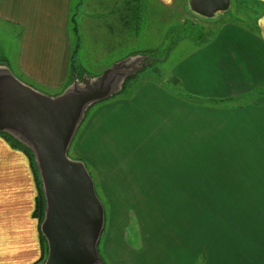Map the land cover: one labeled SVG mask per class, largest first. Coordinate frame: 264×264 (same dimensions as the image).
Instances as JSON below:
<instances>
[{
	"label": "crops",
	"instance_id": "obj_1",
	"mask_svg": "<svg viewBox=\"0 0 264 264\" xmlns=\"http://www.w3.org/2000/svg\"><path fill=\"white\" fill-rule=\"evenodd\" d=\"M73 19L77 63L81 38L109 32L128 45L138 21L129 22V0H0V34L7 27L17 40L19 73L51 97L68 88ZM256 25L224 23L202 42L181 40L164 69L171 82L137 76L129 98L97 105L84 121L71 151L85 166L94 156L112 187L125 182L124 198L142 216L141 227L116 220L111 263L264 264V9ZM3 51L1 70L13 61ZM37 196L28 156L0 137V264H44Z\"/></svg>",
	"mask_w": 264,
	"mask_h": 264
},
{
	"label": "water",
	"instance_id": "obj_2",
	"mask_svg": "<svg viewBox=\"0 0 264 264\" xmlns=\"http://www.w3.org/2000/svg\"><path fill=\"white\" fill-rule=\"evenodd\" d=\"M189 6L198 16L213 19L229 11L231 0H190ZM141 58L149 60L129 58L95 81L84 77L81 89L76 80L57 97L43 95L8 72L0 74V133L16 137L34 152L43 183L47 208L41 232L48 243L44 264H102L98 243L105 228L104 207L85 164L71 159L69 150L88 109L120 93L126 79L120 86L116 81L128 71L130 78L137 74L139 70H130Z\"/></svg>",
	"mask_w": 264,
	"mask_h": 264
},
{
	"label": "rangeland",
	"instance_id": "obj_3",
	"mask_svg": "<svg viewBox=\"0 0 264 264\" xmlns=\"http://www.w3.org/2000/svg\"><path fill=\"white\" fill-rule=\"evenodd\" d=\"M73 1L76 7L79 0ZM189 2L190 0H181V5L163 7L154 0H129V22L131 17L133 19H138V21L135 23H129L132 28L130 27L128 30V45L122 44L124 40L119 41V38L111 35L109 32H105L101 39H93L91 37L81 38L82 49L79 53L77 65L79 67H84L85 69L83 70L87 71L86 79L89 81L97 80L108 69L123 64L125 60L127 61L131 53H146L150 56L147 57L150 58V60L145 58L139 59L140 64L130 70V73L133 74L138 70L141 71L146 68L142 72L138 71V77L142 75L139 78L141 81L146 76L152 75L157 81H160L162 79L161 77H163V79L171 82V77L168 76L169 74H167V71H164V69L171 70L177 62L181 54V47L178 45L181 40L185 41L193 38L199 39L202 42L211 37L215 29L219 27L220 24L224 23H236L241 27L246 26L253 31H257L256 23L264 9L262 7L263 4L257 0H231V6L228 12L220 13L213 19H206L195 14L191 10ZM102 8L103 10H108L109 6L104 5ZM118 9H121L120 5ZM114 25L115 24L113 23V27ZM133 39H135L134 42ZM15 45H17V40H13L10 30L6 27L4 32L0 34V51L5 50L3 51V54L10 56L13 61L8 67H5L6 69L1 70L2 68H0V74L8 72L18 81H20L21 78L24 82L42 92L43 95L46 94L45 96L47 97L56 95L54 93L55 91L42 89L33 83H29L21 76L16 67L15 56L13 55L17 50V46ZM150 51H152V53L154 52V54H151ZM129 75L128 71L127 76L117 80L116 84L120 86V84L122 85L123 80L126 79L123 83L126 85L130 78ZM133 78L134 77L131 79ZM83 79H79L75 83L80 89L84 87ZM75 84L73 83V86ZM29 85L28 87H30ZM73 86H71V88ZM118 92L119 91L116 93ZM132 94L133 88L129 90L128 82L123 93L117 94L112 99H125L129 98ZM90 115L88 116V119ZM75 143L78 144L75 140L71 146L74 147ZM23 144L26 145L25 143ZM72 147H70L69 150V157L74 160L76 158L71 151ZM96 160L97 159H95L94 156L89 155V164L86 163V168L92 177L97 196L100 199L105 212V228L98 243V252L102 264H114L111 263L113 261L110 262L108 256V259L105 257V253L108 254L109 246L111 247L110 239L116 236L112 233L114 227L116 228V220L123 219L125 222H130L131 220L137 225V227H141L139 224L142 220V216L141 211H135V209H133L135 206V204L133 206V202L135 203L136 199L124 198L125 193L123 192V189L126 183L118 182L114 188L110 181H104L105 178L109 177L103 173L101 174ZM121 193L122 195H120ZM126 206H129V213L126 212ZM139 206L140 205L138 204V207ZM130 234L131 230H129V236ZM141 235L142 229L138 228V230L135 231L134 238L140 239ZM45 258H47V256Z\"/></svg>",
	"mask_w": 264,
	"mask_h": 264
},
{
	"label": "trees",
	"instance_id": "obj_4",
	"mask_svg": "<svg viewBox=\"0 0 264 264\" xmlns=\"http://www.w3.org/2000/svg\"><path fill=\"white\" fill-rule=\"evenodd\" d=\"M72 23H73V34L75 36V42L76 43H75V50L73 51V55H72L71 72H70L69 81L67 83L68 87H70L76 80L83 79L87 75V71L83 70V68H81V67H79L77 65L76 55H77L78 49L80 47V37H79V33H78L77 23H76V21L74 19H73ZM150 53L154 54V52L152 53V51H150ZM142 56L150 57L146 53H142ZM149 60H150V58H149ZM0 63H6V60L3 59V58H0ZM145 69L146 68H144L142 71H144ZM142 71H139V72H142ZM139 72L137 73L138 75H139ZM137 74H135L133 76L134 77L133 79H135L138 76ZM131 80L132 79L129 78V81H128L129 85H130ZM128 82L126 83V85H124L125 88L128 85ZM125 88L122 89L121 93H123ZM112 98H110V99H112ZM110 99H108L106 101H109ZM106 101H100L98 103H95L88 109V111H87L82 123L80 124V126H79V128L77 130L75 138H76L78 132L80 131V128L82 127L84 121L88 118L91 110L96 105L102 104V103H104ZM0 137L5 138L11 144L13 149L21 150L24 153H26V155L28 156V158L30 160L31 168H32L33 173H34L36 184H37V189H38V196H37V199H36V207H35V210H34V213H33V217L39 220L40 226H41L43 221H44V219H45V216H46L47 204H46V197H45V193H44V189H43V183H42V179H41V175H40V171H39V168H38V164H37V161H36L35 154L29 147L24 145L19 139H17L16 137H14V136H12L10 134L0 133ZM75 138H74V140H75ZM75 158L76 159H74V160L81 161V159H79L77 157H75ZM41 235H42L43 242L46 245L45 246V251H46L45 257H46V256H48V243H47L46 239L44 238L42 232H41ZM45 257H44V262L46 261L45 259H47Z\"/></svg>",
	"mask_w": 264,
	"mask_h": 264
}]
</instances>
